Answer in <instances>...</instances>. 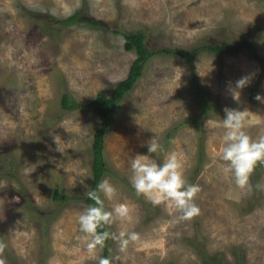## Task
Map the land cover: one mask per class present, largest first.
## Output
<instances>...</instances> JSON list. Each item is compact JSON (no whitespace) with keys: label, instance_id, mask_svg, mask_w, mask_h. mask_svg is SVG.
<instances>
[{"label":"rangeland","instance_id":"1","mask_svg":"<svg viewBox=\"0 0 264 264\" xmlns=\"http://www.w3.org/2000/svg\"><path fill=\"white\" fill-rule=\"evenodd\" d=\"M81 10L108 27L65 19ZM143 30L152 49L185 48L213 106L203 116L187 59L164 52L149 58L136 84L115 107L106 133L105 159L116 189L104 206L128 215L108 225L117 237L139 239L119 250L113 264H206L202 252L223 264H264V167L240 188L219 159L225 107L248 109L253 137L264 135V0H0V258L4 264H98L78 217L90 206L92 144L101 118L93 108L65 111L64 93L89 103L128 76L135 50L124 33ZM237 43H243L234 47ZM244 43H247L244 44ZM205 44L233 48L217 54ZM197 48V49H196ZM258 55L263 60L255 58ZM263 73L259 84L257 81ZM243 76L250 83L232 89ZM257 87V93H255ZM198 118L196 124L187 122ZM155 140L163 151L148 153ZM180 155L199 214L180 219L171 201L158 205L137 194L130 160L148 154L162 161ZM11 171L14 176L9 175ZM56 190L70 196L54 200Z\"/></svg>","mask_w":264,"mask_h":264},{"label":"clouds","instance_id":"2","mask_svg":"<svg viewBox=\"0 0 264 264\" xmlns=\"http://www.w3.org/2000/svg\"><path fill=\"white\" fill-rule=\"evenodd\" d=\"M251 81L249 76H243L235 83L232 89L233 99L239 100L240 89L246 87ZM255 99L264 102V96L257 93ZM222 120L224 134L223 146L219 159L226 162L225 168L232 174V179L240 188L249 187L250 176L257 163H264V135L253 138L247 131L250 114L248 109L225 107ZM148 153L159 154L162 146L152 140L147 143ZM131 183L137 194L145 195L154 205L162 201H171L182 212L180 219H189L199 214L200 209L193 198L199 192V187L189 184L184 174L182 159L176 152H169L166 157L158 162L148 154H137L130 160ZM100 192L107 199H112L116 189L107 180H102L97 185ZM95 201L94 205L86 207L78 217L79 230L90 236L86 247L92 258H96L97 249H103L106 239L119 240V250L125 251L130 242L137 241L136 232L121 231L119 236L109 231H98L105 225H111L115 219L128 215V208L119 204L108 210L104 201L96 191L88 193ZM116 258L101 256L98 264H113ZM0 264L4 260L0 258Z\"/></svg>","mask_w":264,"mask_h":264},{"label":"trees","instance_id":"3","mask_svg":"<svg viewBox=\"0 0 264 264\" xmlns=\"http://www.w3.org/2000/svg\"><path fill=\"white\" fill-rule=\"evenodd\" d=\"M53 19L55 22H58L63 26L64 25L68 26L71 24L84 22L92 26H101L104 28L108 27L106 24L99 22V21H95L94 19H91L87 15H84L81 10H76L73 14L66 17L65 19H56L55 17H53ZM123 36L125 38V48L127 50H135L137 54V58L133 61L130 67L128 76L122 81H120L118 84H116V86L112 90V93L110 95H107L104 92H100L89 103L79 102L69 93H64L61 98V106L65 111H71V110L81 109V108H93V109H96V111L98 112L101 118L100 126L94 132V139H93V144H92V150H93L92 182H91L90 189L88 191V193L92 191H96L97 194L100 195L101 199H102V194L97 188V185L99 184L100 181L103 180L106 173L112 172L107 166L106 159H105L104 139H105L106 133L109 130L110 126L112 125L113 113H114L116 105L122 99V97L136 84L149 58L160 52H164L168 54H176V55H179L187 59L188 62L191 64V68L193 69L192 52L194 50L185 49V48H163L159 50L152 49L150 46H148L146 42L147 33L143 30H138V31L131 32V33H124ZM241 44L243 43H237L236 45H234V47L240 46ZM244 44L247 45V43H244ZM197 48L199 49L205 48L217 54H221L222 52L233 48V46H228L225 44H222V45L205 44ZM255 58L261 61L263 60L258 55H255ZM192 72H193L192 74H193L194 84L200 95L199 98H200V103L202 105V112L200 113V116H203L208 110L211 109L213 104L207 98L205 90L203 86L201 85L199 78L197 76V73L195 72L194 69ZM262 76H263V73L260 74V77L257 81V85L259 84ZM255 93H257V87H255ZM187 122L191 124H196L198 129L201 128L200 127L201 125L198 123L197 117H195L194 119H189ZM255 167L257 168L264 167V163H257ZM12 170H13V166L11 167L9 175L14 176V174L11 172ZM88 193L85 198V201L89 205H94L95 201L89 197ZM53 198L55 201L61 204V203H65L66 201H68L70 199V196L61 193L59 190H56L54 192ZM98 231H109L110 232L108 225H105L102 228H98ZM110 243H111V236L108 239H106L104 247L102 249L104 257L112 258V255L109 249ZM202 254H203L202 257L204 258L206 264H223L220 262L219 257H216L213 259L211 258V256L208 255L207 251H203Z\"/></svg>","mask_w":264,"mask_h":264}]
</instances>
